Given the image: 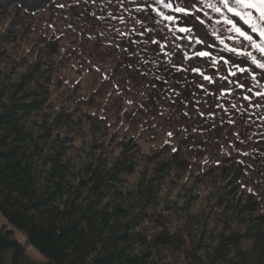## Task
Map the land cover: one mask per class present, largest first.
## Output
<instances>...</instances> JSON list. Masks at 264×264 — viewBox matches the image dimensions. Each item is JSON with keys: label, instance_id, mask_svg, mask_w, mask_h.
Segmentation results:
<instances>
[{"label": "clouds", "instance_id": "9594fccd", "mask_svg": "<svg viewBox=\"0 0 264 264\" xmlns=\"http://www.w3.org/2000/svg\"><path fill=\"white\" fill-rule=\"evenodd\" d=\"M0 264H264V0H0Z\"/></svg>", "mask_w": 264, "mask_h": 264}]
</instances>
